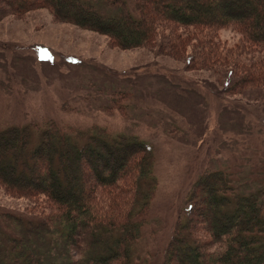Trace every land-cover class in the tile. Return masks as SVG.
Listing matches in <instances>:
<instances>
[{"label":"trees","instance_id":"obj_1","mask_svg":"<svg viewBox=\"0 0 264 264\" xmlns=\"http://www.w3.org/2000/svg\"><path fill=\"white\" fill-rule=\"evenodd\" d=\"M1 1L0 16L7 13ZM36 1L20 0L10 11L19 15L24 3L42 5L59 22L105 34L123 49L144 46L169 26L198 33L236 28L242 41L225 58L212 39L190 33L197 50L185 62L226 68L234 78L231 89H264V0H131L135 14L124 0H106L113 14L86 0ZM179 37L174 33L177 43L169 40L166 49L176 52ZM247 52L256 55L241 63L238 56ZM0 187L52 204L26 220L0 214V264H147L134 246L156 181L151 147L137 137L53 121L7 126L0 130ZM160 264H264V189L236 192L220 170L199 176Z\"/></svg>","mask_w":264,"mask_h":264},{"label":"rangeland","instance_id":"obj_2","mask_svg":"<svg viewBox=\"0 0 264 264\" xmlns=\"http://www.w3.org/2000/svg\"><path fill=\"white\" fill-rule=\"evenodd\" d=\"M86 1L104 13L117 11L106 0ZM124 1L135 14L131 0ZM21 3L1 1L7 13L0 16V130L53 121L81 131L97 126L149 145L156 187L135 256L161 263L174 223L202 174L226 172L241 194L264 189V89L250 84L231 89L234 78L226 68L201 66L194 58L185 62L197 50L190 33L212 39L225 58L242 41L236 28L198 33L169 26L159 29L154 41L123 49L105 34L59 22L42 5L24 3L19 15L10 11ZM174 33L183 41L176 52L166 49L169 40L177 43ZM252 56L238 58L248 62ZM51 208L42 196L0 187V214L26 220ZM6 227L1 229L9 232Z\"/></svg>","mask_w":264,"mask_h":264}]
</instances>
